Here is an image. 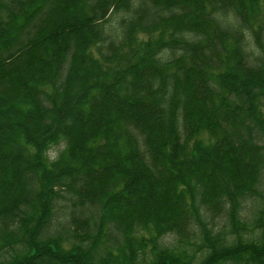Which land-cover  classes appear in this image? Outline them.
Returning <instances> with one entry per match:
<instances>
[{"label": "trees", "instance_id": "1", "mask_svg": "<svg viewBox=\"0 0 264 264\" xmlns=\"http://www.w3.org/2000/svg\"><path fill=\"white\" fill-rule=\"evenodd\" d=\"M0 264H264V0H0Z\"/></svg>", "mask_w": 264, "mask_h": 264}, {"label": "rangeland", "instance_id": "2", "mask_svg": "<svg viewBox=\"0 0 264 264\" xmlns=\"http://www.w3.org/2000/svg\"><path fill=\"white\" fill-rule=\"evenodd\" d=\"M200 137L204 140V141H206L207 140V137H208V135H207V133H205V132H202L201 134H200Z\"/></svg>", "mask_w": 264, "mask_h": 264}]
</instances>
